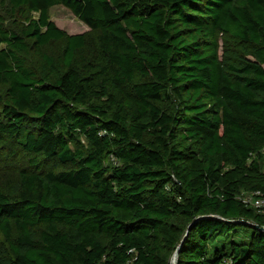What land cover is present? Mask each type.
<instances>
[{
    "label": "trees",
    "instance_id": "1",
    "mask_svg": "<svg viewBox=\"0 0 264 264\" xmlns=\"http://www.w3.org/2000/svg\"><path fill=\"white\" fill-rule=\"evenodd\" d=\"M263 147L264 0H0V264H264Z\"/></svg>",
    "mask_w": 264,
    "mask_h": 264
},
{
    "label": "rangeland",
    "instance_id": "2",
    "mask_svg": "<svg viewBox=\"0 0 264 264\" xmlns=\"http://www.w3.org/2000/svg\"><path fill=\"white\" fill-rule=\"evenodd\" d=\"M51 18L56 22V24L62 29L66 30L68 33H87L89 34L91 29L89 26L77 18L70 9L63 5H56L51 8L50 12ZM7 18V16H6ZM8 19V18H7ZM10 22V21H8ZM224 38H220V53H223L224 49ZM0 154V156H2ZM29 155L24 153H19L17 156L12 158L11 161H7L4 164L3 160L0 159V166L2 169L11 168V172L16 171L20 166L25 165L28 161Z\"/></svg>",
    "mask_w": 264,
    "mask_h": 264
},
{
    "label": "built area",
    "instance_id": "3",
    "mask_svg": "<svg viewBox=\"0 0 264 264\" xmlns=\"http://www.w3.org/2000/svg\"><path fill=\"white\" fill-rule=\"evenodd\" d=\"M264 152V147H263ZM244 202L254 204L257 207L264 206V195L260 190L253 192L252 194L247 195L244 198Z\"/></svg>",
    "mask_w": 264,
    "mask_h": 264
},
{
    "label": "water",
    "instance_id": "4",
    "mask_svg": "<svg viewBox=\"0 0 264 264\" xmlns=\"http://www.w3.org/2000/svg\"><path fill=\"white\" fill-rule=\"evenodd\" d=\"M174 259H176L175 264H177V253L173 256Z\"/></svg>",
    "mask_w": 264,
    "mask_h": 264
},
{
    "label": "bare ground",
    "instance_id": "5",
    "mask_svg": "<svg viewBox=\"0 0 264 264\" xmlns=\"http://www.w3.org/2000/svg\"><path fill=\"white\" fill-rule=\"evenodd\" d=\"M175 261H176V259L173 258L171 263L172 264H175Z\"/></svg>",
    "mask_w": 264,
    "mask_h": 264
}]
</instances>
